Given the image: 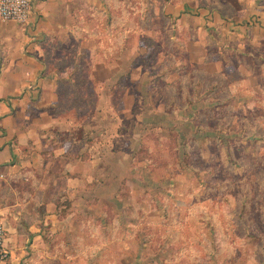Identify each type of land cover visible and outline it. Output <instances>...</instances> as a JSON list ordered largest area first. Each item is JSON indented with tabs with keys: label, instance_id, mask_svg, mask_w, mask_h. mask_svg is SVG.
<instances>
[{
	"label": "rangeland",
	"instance_id": "rangeland-1",
	"mask_svg": "<svg viewBox=\"0 0 264 264\" xmlns=\"http://www.w3.org/2000/svg\"><path fill=\"white\" fill-rule=\"evenodd\" d=\"M76 1L44 64L92 184L20 264H264V36L230 39L235 0Z\"/></svg>",
	"mask_w": 264,
	"mask_h": 264
},
{
	"label": "crops",
	"instance_id": "crops-1",
	"mask_svg": "<svg viewBox=\"0 0 264 264\" xmlns=\"http://www.w3.org/2000/svg\"><path fill=\"white\" fill-rule=\"evenodd\" d=\"M70 1L33 0L25 25L0 21V219L10 253L2 264L24 262L31 241L55 228L60 231L63 225L70 228L67 220L74 213L64 218L57 198L63 193L82 196L92 184L96 163L92 147L86 138L78 143L61 134L62 94L44 64L52 35L64 46L65 37L74 31L73 14L79 7L76 0ZM233 6L235 23L225 28L230 39L259 45L264 36V0H235ZM194 12L211 29L221 25L217 12L198 5Z\"/></svg>",
	"mask_w": 264,
	"mask_h": 264
},
{
	"label": "built area",
	"instance_id": "built-area-1",
	"mask_svg": "<svg viewBox=\"0 0 264 264\" xmlns=\"http://www.w3.org/2000/svg\"><path fill=\"white\" fill-rule=\"evenodd\" d=\"M32 5L33 0H0V21L25 25L29 21ZM5 241L6 229L0 219V264L10 257Z\"/></svg>",
	"mask_w": 264,
	"mask_h": 264
},
{
	"label": "trees",
	"instance_id": "trees-1",
	"mask_svg": "<svg viewBox=\"0 0 264 264\" xmlns=\"http://www.w3.org/2000/svg\"><path fill=\"white\" fill-rule=\"evenodd\" d=\"M58 87H59V86H58ZM59 91H60V93L62 92L60 87H59Z\"/></svg>",
	"mask_w": 264,
	"mask_h": 264
},
{
	"label": "water",
	"instance_id": "water-1",
	"mask_svg": "<svg viewBox=\"0 0 264 264\" xmlns=\"http://www.w3.org/2000/svg\"><path fill=\"white\" fill-rule=\"evenodd\" d=\"M0 71H1V65H0Z\"/></svg>",
	"mask_w": 264,
	"mask_h": 264
}]
</instances>
